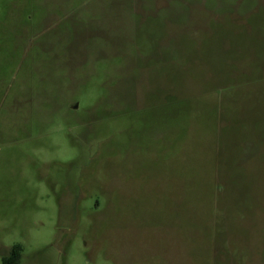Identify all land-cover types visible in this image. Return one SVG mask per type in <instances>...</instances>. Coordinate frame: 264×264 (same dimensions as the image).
<instances>
[{
    "label": "rangeland",
    "instance_id": "obj_1",
    "mask_svg": "<svg viewBox=\"0 0 264 264\" xmlns=\"http://www.w3.org/2000/svg\"><path fill=\"white\" fill-rule=\"evenodd\" d=\"M10 259L264 264V0H0Z\"/></svg>",
    "mask_w": 264,
    "mask_h": 264
},
{
    "label": "trees",
    "instance_id": "obj_2",
    "mask_svg": "<svg viewBox=\"0 0 264 264\" xmlns=\"http://www.w3.org/2000/svg\"><path fill=\"white\" fill-rule=\"evenodd\" d=\"M21 249L18 246H14L10 250V258L13 259L14 263L17 261L18 253ZM11 259L8 261H3L4 264H11Z\"/></svg>",
    "mask_w": 264,
    "mask_h": 264
},
{
    "label": "crops",
    "instance_id": "obj_3",
    "mask_svg": "<svg viewBox=\"0 0 264 264\" xmlns=\"http://www.w3.org/2000/svg\"><path fill=\"white\" fill-rule=\"evenodd\" d=\"M243 12H246V9H244Z\"/></svg>",
    "mask_w": 264,
    "mask_h": 264
}]
</instances>
